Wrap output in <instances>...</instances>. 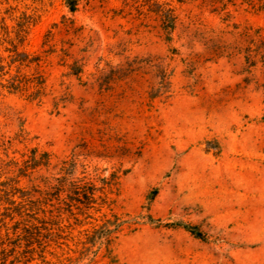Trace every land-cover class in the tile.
I'll return each mask as SVG.
<instances>
[{"label":"rangeland","instance_id":"obj_1","mask_svg":"<svg viewBox=\"0 0 264 264\" xmlns=\"http://www.w3.org/2000/svg\"><path fill=\"white\" fill-rule=\"evenodd\" d=\"M22 20L29 89L4 87L16 64L0 76V264L94 231L81 264H264V0H0L5 63Z\"/></svg>","mask_w":264,"mask_h":264},{"label":"trees","instance_id":"obj_2","mask_svg":"<svg viewBox=\"0 0 264 264\" xmlns=\"http://www.w3.org/2000/svg\"><path fill=\"white\" fill-rule=\"evenodd\" d=\"M64 7L66 8L67 12L69 14H74L77 11V7L79 4L80 0H61ZM32 25V23L28 20H22V22L18 21L15 22V26H22L18 31H15L14 33V37L13 38H9L8 35V31L6 32V40L4 41L7 44V48H5L4 52H7L8 54H10V59L12 61H8V63H5V59L3 57L0 56V76H5L8 75L10 76V68H11V64H16L17 66L15 67V75L10 76L9 79L7 80L8 82V86H4L9 92L12 93H26L27 90L29 89V85L30 82L27 81V77L24 74H20V67L24 65V63H26V60L28 59V55L24 52H20L18 50L19 45L22 44V42L25 39L26 36V31L23 30L25 29L23 26H30ZM12 56H14V58L12 59ZM18 78H20L21 80H19ZM39 89L36 90L35 93L30 94V99L34 100V99H39L40 95H38ZM43 156L47 157L46 153L42 154ZM36 165H33V168H35ZM22 177H25L24 174L21 175ZM78 191V189L76 190ZM81 194L79 192L76 193V201H80L81 200ZM37 199H43L44 201L41 204H37L36 202H31V205H36V206H41V205H48V203L50 201H57L59 204H62L66 198H68L67 194L62 195L61 193L57 194L56 196L52 197V198H46L45 196L41 197H36ZM70 198V196H69ZM26 201H32L30 200V197H25L22 196V198H20ZM33 199V198H32ZM73 199V198H70ZM150 199V198H149ZM74 200V199H73ZM25 202V201H24ZM40 214L37 215H41L44 217H47V211L45 209L43 210H38ZM47 212V213H46ZM60 218H67L66 213L65 214H60L59 216ZM192 234H195V232L190 231ZM40 239V238H39ZM49 243H53L57 248L58 245H60V238L57 237H52V238H45ZM103 236L102 235H98L97 232H93L91 234H87L86 236H84L83 238H79V239H75L72 240L73 246L74 248H70L67 245H70L69 242H67L66 246L68 247L67 249H60L58 250V252L53 251V252H47V251H43L42 255L39 256V259H36V261L32 264H81L84 260L87 259L88 255L86 254V252H90L92 250V248L98 243L103 241ZM40 245V244H39ZM72 246V247H73ZM88 252V253H89ZM49 256V257H47ZM23 264H31V261H24Z\"/></svg>","mask_w":264,"mask_h":264}]
</instances>
